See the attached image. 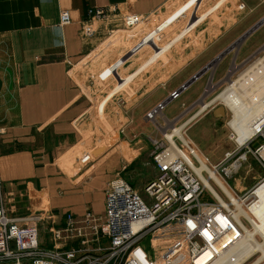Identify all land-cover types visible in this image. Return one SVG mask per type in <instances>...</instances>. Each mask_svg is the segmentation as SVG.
<instances>
[{
    "label": "crops",
    "instance_id": "obj_1",
    "mask_svg": "<svg viewBox=\"0 0 264 264\" xmlns=\"http://www.w3.org/2000/svg\"><path fill=\"white\" fill-rule=\"evenodd\" d=\"M172 1L0 0V206L5 207L9 217L18 219L34 213L53 218L61 227L68 215L75 219L88 212L104 216L109 184L117 179L128 182L129 172L151 154L147 137L155 132L147 115L167 103L164 119L169 122L179 117L183 108L207 91V85L197 86L199 78L177 100H172L174 92L202 69L195 67V59L203 57L205 47L218 44L214 47L216 53L210 55L214 60L264 20V0H214L206 9L208 0H185L154 29L134 40L133 46L128 43L133 36L124 33L115 41L111 38V42H106L114 24H100L92 38L82 36V24L88 19L89 10L105 9L119 23L124 16H151ZM242 3L243 10L239 8ZM62 12L70 14L69 25H60ZM184 17L188 19L183 29L171 41L160 45L162 37ZM263 27L264 24L250 34L243 41L244 46ZM183 40L182 53H186L183 57L187 59L184 65L175 69L158 66L152 70L158 60H168L167 53ZM121 42H126L125 48L97 77L105 81L114 74L117 84L111 96L117 93L114 99L117 106H123V111L113 122L118 124L119 120L121 124L113 126L115 134L101 143L98 152L93 143L94 153L88 151L91 160L82 163V149L88 146L87 133L92 123L93 100L89 91L96 82L80 84L77 79L82 78L77 77L75 69L82 71L89 57L109 44ZM147 49L153 55L145 63L138 69L124 70L126 62ZM218 74L221 78L226 73L218 68ZM162 76L166 78L160 80ZM137 81L139 86L131 88ZM126 92L131 95H124ZM107 101L99 104L100 113ZM177 101L180 103L173 105ZM169 109L174 110L171 115L167 113ZM218 112L216 107L209 108L194 120L189 130L206 142L210 135L221 136L220 130L211 128L212 118L222 116ZM229 140L232 143L220 139L221 144L208 152L200 140L198 144L201 151L204 148L209 153L211 157L202 151L212 164H219L236 150L230 136ZM76 152L81 156H75ZM261 193L257 210L264 218V188Z\"/></svg>",
    "mask_w": 264,
    "mask_h": 264
},
{
    "label": "built area",
    "instance_id": "obj_2",
    "mask_svg": "<svg viewBox=\"0 0 264 264\" xmlns=\"http://www.w3.org/2000/svg\"><path fill=\"white\" fill-rule=\"evenodd\" d=\"M239 8L243 10L245 5ZM141 19L124 16L121 24L133 29ZM115 20L105 9L89 10L82 24L83 38H92L100 24L115 26ZM70 23V14L62 12L60 25ZM116 29L119 26L111 33ZM179 96L174 92L172 100ZM166 105L162 103L149 113L148 120L152 122V114L157 116ZM155 127L161 138L150 135L147 139L153 146L157 177L145 185L143 195L122 179L111 182L106 189L104 216L88 212L75 219L68 215L65 225L59 227L53 218L46 220L34 213L11 218L0 206V264H196L205 252L214 258L228 250L242 233L234 218L246 223L240 214L250 211L264 185L262 179L239 191L229 183L249 157L264 169V113L254 126L257 131L244 142L231 131L236 150L219 164L205 157L186 130L180 137L176 128L162 132L161 127ZM82 155V163L92 158L85 151ZM48 220L50 248L40 243V225ZM156 236L170 246L160 252L152 244L147 248V237L152 240ZM72 243L77 245L69 247ZM152 252L156 257L150 258Z\"/></svg>",
    "mask_w": 264,
    "mask_h": 264
},
{
    "label": "rangeland",
    "instance_id": "obj_3",
    "mask_svg": "<svg viewBox=\"0 0 264 264\" xmlns=\"http://www.w3.org/2000/svg\"><path fill=\"white\" fill-rule=\"evenodd\" d=\"M183 2H185V0H173L168 5V7L164 8L163 10L158 11V12L152 14L151 16H147L145 18H142L140 21V25L136 26L133 29H125L123 22H122V24H121V22L115 23V26H119V29H116L114 33L108 34L109 38L114 36L116 33H119V32L120 33L122 32L124 34H128L129 36L132 35L133 38H131L128 43H130L129 44L130 46H133L134 40L142 38L144 35H146L149 32V29H151V30L154 29L158 24L161 23V21L163 19L166 18V16L171 12V10L174 11ZM213 2H214V0H208L207 3L205 4V6L206 5L207 6L204 8L206 9L207 7L211 6L213 4ZM242 4H240L239 7ZM243 5H245V4H243ZM236 7H237V5H236ZM253 17L255 18V15ZM187 19H188L187 17H184L181 21H179V23H177L174 27H172V29H170V31L167 32L165 34V36L162 37V40L159 42L160 45H164L167 42L171 41L172 38H174L175 34L179 33V31H181L183 29V27L186 25ZM209 29H211V28H209ZM183 42H184V40L175 44L170 49V51L167 53V59L168 60H165V59L158 60V62L154 63L151 66L152 70L153 69L155 70L158 66H160V67L161 66H163V67L167 66L169 68L175 69V68H179L182 65H184V63L187 61V59H186V57L185 58L183 57V55L184 54L186 55V53H184V54L182 53V46H184ZM125 45H126V42H121L118 44L114 43V45L109 44L107 47H103L104 49L102 48L103 50L101 49L98 53H96V55L94 54L92 57H89V60L87 61V65L82 67V71H80L81 70L80 68L75 69L78 72V76L77 75H75V76L82 78L81 80L77 79L80 82V84L84 85L85 81H87L88 83L93 81L92 84H94V82H96V86L94 87L91 85V89L89 91V94H91V99L93 100V108L90 111V115H91L90 122H92V123L90 124V128H89L88 133H87L88 138H89V140H88L89 142L87 143L88 146H86L85 148L82 149L85 152H88L90 150L92 153H94L93 143H95L97 146V147L95 146L96 147L95 152H98L100 146L102 145L101 143L104 140H107L108 136L115 134V129L113 126H115V125L119 126L121 124V122L119 123V120L117 122L118 124H114L115 122H113L115 119H117L120 116L121 110L123 111V108H122L123 106H120V104H118L119 106H117V101L115 100L116 98L114 99V97H116L117 93L112 94V96H111V91H112V89H115L116 84H117V80L114 78V74H113V76H111L109 79H107L105 81H100L99 79H97V77L102 72V70L105 68V66L108 65L115 58V55L117 53L121 52L125 48ZM233 45L235 48L233 50H231L226 55L227 57L225 56L222 60H220V62H217L202 77H200L197 86L202 85V87H204L205 85H207V87H208L206 89L207 91L204 94V96L198 98L192 104L183 108L184 112L181 115H179V117L174 118V120L171 122H168L166 119H164V116H163V113L165 112L164 110L162 112H160V114H158L156 116V118H154V120H152V127H153L154 132H155L152 134V137L161 138V132H159L155 128V126H157L159 128L161 127V131L165 132L167 130L179 128L182 125H184V123H186L195 114H197L200 111L202 103L206 104V103L211 102L220 93H222L224 90H226L229 87V82H231V81L234 82V81L238 80L239 78H241L243 75H245L247 73V71L249 69H251L252 66H254V64L256 62L263 59L264 58V27L254 37H252V39L249 41V44L247 46H244V42L238 43L237 45L232 44V45H230V47ZM208 47H209V45H207L205 47V49L203 50V52L201 53L204 58L201 57V58L195 59V67H197L199 69L202 68L201 70H199V72L202 71L205 67H207L209 64H211L212 62H214L217 59V58H215L214 60H212L210 55L216 53L217 49H215L214 47H218V44H216L215 46L210 47V48H208ZM96 49H98V48H96ZM195 49H198V48H195ZM241 49H242V51H241ZM226 51H224V52H226ZM151 54L153 55V51L151 49H147L146 51H144L140 55H137L134 59H131L128 62H126L124 64V66H125L124 70L126 68L128 70V67H130V68L136 67L138 69L143 63H145V61H147L149 59ZM207 55H209V56H207ZM239 55H240V58L237 60ZM209 61H211V62H209ZM205 64H207V65H205ZM235 66H237V69L234 68ZM229 67H230V70H228ZM218 68H220V71L224 70V73H226L221 78H219V74L216 75ZM147 71H149V68L147 69ZM144 74H145V72H144ZM143 75H141L140 77H143ZM92 76H94L93 80H91ZM152 76H156V75L152 74ZM215 76H217V77L215 78ZM163 78H166V77L162 76V77H160V80H163ZM138 86H139V81H137L135 84L131 85V88H133V87L137 88ZM123 94L124 95L125 94L131 95L128 92L123 93ZM121 96H122V94H121ZM105 99H108L107 104H106L105 108L103 109V111L100 113L99 112V107H100L99 104L102 103L103 100H105ZM179 103H180V101H177L173 105H178ZM219 103L220 102L217 101L216 103H214L210 107V108L216 107L217 110L222 115L221 117H219L217 119H215L214 117L212 118L211 128L216 127V129L218 131L220 130L221 136L216 135V134L212 135V136L210 135V137H207V139H206L207 142L204 140V138L202 139L200 137H197L198 134H196L195 131H193L194 132L193 133L192 131L189 130L191 124H193L195 119L190 124H188V126L185 129L187 131V134L190 137H192V140L194 142L196 141L195 145L197 147L201 148L202 146H199V144H198V140H200L204 144V145L203 144L202 145L205 146L206 149H208L207 152L212 150L213 148H215L217 143H219V145H220L221 141L223 143H225V142L232 143L229 140L231 129L228 126L229 122L232 119V114L225 106H223L221 103L220 104ZM97 107H98V113H97ZM173 111H174L173 109H169L167 111L168 115H171V113ZM202 116H203V114H201L200 116H198L196 118H199V117L201 118ZM159 124H160V126H159ZM214 124H215V126H214ZM217 133H219V132H217ZM220 139H221V141H220ZM104 144H105V146L107 145L106 142H104ZM257 146H258V143L254 144L253 148H256ZM202 151L203 152L205 151L204 148H202ZM149 153H151L149 155V157H146V159L143 160L142 163L140 162L141 161L140 160L139 163L137 164L136 168L134 169V171L132 173L129 172V175L126 176L128 182H130L135 189L140 191L142 195L144 193L145 185H147L149 182L153 181L157 177V174H158L157 168H156L154 160H153V146H152L151 152H149ZM205 153L206 152H204V154ZM206 154L208 156H210L209 153H206ZM79 155L81 156V153L76 152L75 156H79ZM241 166L242 167H241L239 173L237 175H234L229 180L230 186H232L233 188L235 187L239 191H245V190L252 188L259 181L264 179V169H262L259 166V164L252 157H249L248 161L245 162L244 164H242ZM263 188L264 187H262L258 191V196H259V202L258 203L261 202L260 197H262L261 192H262ZM258 205L253 211L254 212L253 214L256 218V219L255 218L254 219L264 231V218H261L262 214H260V212L257 210L259 208ZM258 218H260V219H258ZM47 219L48 218H46V220ZM262 219H263V223L261 221ZM261 223H262V225H261ZM50 229H51L50 223H44V224L40 225V231H41L40 232V243L42 246L48 247V248L52 247L51 244L49 243V240H48L49 236H51V234H49ZM150 238L151 237H147V240H146L147 248L150 247L152 244V248H154L157 252H160L161 250H164L166 247L170 246V243L163 241V239L160 236L159 237L156 236L155 238H152V240H149ZM255 238L259 242L262 241L261 237L259 235H256ZM76 245L77 244L72 243L69 245V247H75ZM152 256L156 257V253L152 252V255L150 256V258H153ZM260 256H261L260 253L253 254L252 256H250V258L247 259L245 264H252ZM175 264H176V262H175ZM260 264H264V259L262 260V262Z\"/></svg>",
    "mask_w": 264,
    "mask_h": 264
},
{
    "label": "bare ground",
    "instance_id": "obj_4",
    "mask_svg": "<svg viewBox=\"0 0 264 264\" xmlns=\"http://www.w3.org/2000/svg\"><path fill=\"white\" fill-rule=\"evenodd\" d=\"M124 27L127 26L125 25ZM121 34L122 32L116 33L106 42H111L112 39V41H115L122 36ZM234 68L237 69V66ZM217 101L231 112L232 119L228 126L238 136L240 143L255 133L257 129L254 126L264 113V58L256 62L241 78L230 82L226 90L211 102L204 104L197 114L184 123V125L176 128L175 133L180 137L183 136V132L188 124L203 114ZM160 112L162 110L158 111L157 114H160ZM154 118H156V115L152 114V120ZM194 151L195 153L197 152L196 150ZM258 191L256 193V202L250 208V211L240 214L244 216L246 223H243L242 220L236 217L234 218V221L242 228V233L238 241L233 242L228 250L217 257L213 258L211 252H205L200 256L196 264H245L247 259L255 253H260L261 256L252 264H260L262 262L264 259V231L255 221L256 218L253 214L259 202ZM261 221L263 223V219ZM256 235L261 237V242L257 241L255 238Z\"/></svg>",
    "mask_w": 264,
    "mask_h": 264
},
{
    "label": "water",
    "instance_id": "obj_5",
    "mask_svg": "<svg viewBox=\"0 0 264 264\" xmlns=\"http://www.w3.org/2000/svg\"><path fill=\"white\" fill-rule=\"evenodd\" d=\"M264 24V20L262 22H260L257 26H255V28H253L250 32H248L247 34H245L237 43H235V45H237L238 43H242L250 34H252L253 32H255L258 28H260L262 25ZM235 47L234 45L231 46L226 52H224L223 54H221L220 56L217 57V59L212 62L211 64H209L207 67H205L202 71H200L199 73H197L190 81H188L186 84H184L180 90L177 91V93H182L186 88H188L190 85H192L196 80H198L200 77H202L209 69L212 68L213 65H215L218 61H220L225 55H227L231 50H233Z\"/></svg>",
    "mask_w": 264,
    "mask_h": 264
}]
</instances>
